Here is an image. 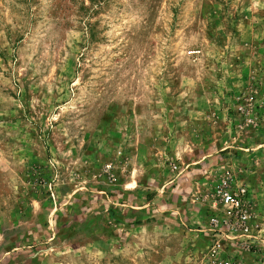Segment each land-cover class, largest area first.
I'll return each mask as SVG.
<instances>
[{
	"label": "rangeland",
	"instance_id": "374dc122",
	"mask_svg": "<svg viewBox=\"0 0 264 264\" xmlns=\"http://www.w3.org/2000/svg\"><path fill=\"white\" fill-rule=\"evenodd\" d=\"M225 262L264 264V0H0V264Z\"/></svg>",
	"mask_w": 264,
	"mask_h": 264
},
{
	"label": "built area",
	"instance_id": "2783aa9c",
	"mask_svg": "<svg viewBox=\"0 0 264 264\" xmlns=\"http://www.w3.org/2000/svg\"><path fill=\"white\" fill-rule=\"evenodd\" d=\"M220 193V191H218ZM220 201L222 203V205H224L227 209H238L241 206V198L240 196H238L237 194H234L232 192H230L228 189L227 190H223L220 193ZM231 210V211H232ZM224 264H232L229 262H225Z\"/></svg>",
	"mask_w": 264,
	"mask_h": 264
}]
</instances>
